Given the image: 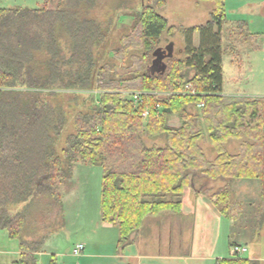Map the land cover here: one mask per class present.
Here are the masks:
<instances>
[{"label":"trees","instance_id":"16d2710c","mask_svg":"<svg viewBox=\"0 0 264 264\" xmlns=\"http://www.w3.org/2000/svg\"><path fill=\"white\" fill-rule=\"evenodd\" d=\"M53 1L40 8H0V229L20 240L19 262L37 264L45 237L24 239L25 213H12L10 205L42 195L61 204L60 185L71 179L79 161L104 169L102 218L119 227L120 244L129 243L148 216L183 212L181 195L198 175L226 181L213 204L234 220L241 211H236L232 183L259 180L261 226L264 95L224 94V55L234 57L237 42L260 45L261 37L250 33L244 20L226 26V0H203L215 4L211 20L183 28L185 55L171 54L162 63V35L179 29L157 11L164 0L150 1L116 49L117 59L130 58L138 65L122 74L96 61L94 49L105 34L100 21L82 10L96 0H59L51 8ZM61 31L69 38V55ZM195 32L200 34L198 46L193 45ZM67 90L86 94L91 105L77 111L75 130L64 137L68 118L43 93ZM92 90L100 93L98 99ZM138 91L142 95L136 100L132 93ZM175 113L180 126L169 123ZM206 136L217 153L212 160L200 144ZM145 138H162L164 145L149 146ZM230 140L240 141L236 153L227 147ZM49 264H57L55 258ZM217 264L260 263L234 252Z\"/></svg>","mask_w":264,"mask_h":264},{"label":"rangeland","instance_id":"374dc122","mask_svg":"<svg viewBox=\"0 0 264 264\" xmlns=\"http://www.w3.org/2000/svg\"><path fill=\"white\" fill-rule=\"evenodd\" d=\"M46 1L0 0V8H40ZM58 1L54 0L49 6L55 8ZM150 1L156 0H96L92 7L82 6L85 16L100 21L105 34L94 49L98 66L105 64L122 74L137 68V64H131L130 58L123 62L115 54L116 49L122 45L123 37L132 34L136 15ZM164 1L165 5L157 11L168 19L169 26H176L179 30L175 33L168 30L163 33L158 45L162 52L159 61L162 63L171 54L182 57L185 55L182 29L206 24L211 20V12L215 6L212 1L203 0ZM261 1L226 0V4L230 10L235 4L242 5L244 12H249L254 7L260 8ZM254 19L257 24L250 31L253 34L259 33L257 35L262 41L260 45L263 46L255 47L256 40H250L246 45L237 42L236 54L232 57L240 67L238 64H230V55L225 54L227 90L236 75V78L239 76L236 82L241 88L264 92V18ZM60 41L64 53L69 55V38L62 31ZM199 43L200 34L195 32L193 45L198 46ZM93 93L98 99L100 93L97 90ZM52 94L50 91L43 93L47 100L62 108L67 116L68 125L63 134L65 137L75 130L77 111H86L91 104L84 100L88 97L84 93L77 95L76 91L67 90ZM169 123L180 126V116L177 113L171 115ZM145 141L149 146L164 145L162 138H145ZM200 144L208 158L217 155L207 136ZM236 145L227 144V147L233 149ZM103 176L102 166L79 161L71 179L60 185L61 204L48 195H42L38 199L10 205L12 213H25L26 221L22 230L24 239L37 241L45 237V243L37 255V264H49L53 258L57 264H217L218 260L233 255L235 244L248 248V252H240L239 256L249 258L254 251L264 256V225L259 230L257 239H253L254 230L249 235L252 228H257V212L250 214L245 210L240 221H246V226L241 225L240 221L224 217L213 204V196L224 189L227 183L221 185L218 184V179H208L201 175L196 176L193 185L181 195L183 212L179 214L163 211L148 216L143 226L132 235L130 242L120 244L119 227L102 218ZM231 187L233 199L238 195L248 201L246 195L243 196L242 189L238 188L236 195L232 185ZM255 197L249 201L255 200ZM257 198V202L260 201V193ZM252 203L257 209L258 203ZM79 244L84 245V250L76 255L74 250ZM21 253L20 240L10 238L7 230L0 229V264H22L19 262ZM15 257H18L17 261H13Z\"/></svg>","mask_w":264,"mask_h":264},{"label":"crops","instance_id":"0c3cea01","mask_svg":"<svg viewBox=\"0 0 264 264\" xmlns=\"http://www.w3.org/2000/svg\"><path fill=\"white\" fill-rule=\"evenodd\" d=\"M255 4H257V1L255 2ZM232 6L231 10L228 9L227 4V21H226V26L231 24V23H235L236 21H241L244 20L247 22L248 24V29L250 31V28L254 27V24L256 23V20L253 18L255 17H262L264 18V0L261 1L260 4V8L258 7H254V9L249 10V12H244L245 10H243V6L242 5H235ZM259 5V4H258ZM251 33V31H250ZM253 34V33H252ZM259 33H256L255 35H257ZM224 40L226 41V37L224 36ZM259 46H263V45H259L257 44L255 47H259ZM229 54V53H227ZM230 55V64L236 66L238 63L236 61H234V58L232 57L231 54ZM225 56V55H224ZM242 61V60H241ZM238 66L240 67V65L238 64ZM237 66V67H238ZM237 78L239 79V76H237ZM236 75L235 78L233 79V83L230 84L229 89H226V85H225V68H224V94L226 95H247V96H257V95H264V92H255V91H251V90H246L244 88H241L240 86H238V83L236 82ZM237 79V80H238ZM231 142V143H230ZM237 144L233 149L229 148L230 152L236 153L238 151L239 145H240V141L239 140H230L227 144L232 145V144ZM232 147V146H231ZM215 158V157H214ZM214 158H209V159H214ZM218 184H226L225 180L222 179H218ZM235 193L237 192L238 188L243 190V196L246 195V200H244L243 197H238V193H236V201L239 202V207L236 210L238 212L241 211V214L239 215L238 219H236V221H240L243 218V215L245 213V210L248 211V213L253 214L255 212L258 211V207L259 204L261 202V182L259 180L256 179H238L235 180L232 184ZM260 193V201L257 202V197L259 196ZM256 196V197H255ZM252 197H255V200H250L249 199H253ZM242 198V200H241ZM258 203L257 209H255V207L253 206V203ZM241 225L246 226V221H240ZM264 225V223L259 226L257 224V228L256 229H251V231L249 232V235H252V231L254 230V234H253V239H257V234H259V230L261 229V227ZM237 245V244H235ZM246 252H248V248L246 250ZM254 254L251 255V257H245V256H241L242 258H248V259H252L255 261H258L260 264H264V256H262L259 252H252ZM258 253V254H257ZM18 257L13 258V261H17ZM131 264V263H130Z\"/></svg>","mask_w":264,"mask_h":264},{"label":"built area","instance_id":"2783aa9c","mask_svg":"<svg viewBox=\"0 0 264 264\" xmlns=\"http://www.w3.org/2000/svg\"><path fill=\"white\" fill-rule=\"evenodd\" d=\"M190 87H191V85L188 84V85H187V89L190 88ZM189 93L194 94V93H196V92H195L194 90H192V91H190ZM132 94H133V98H134V99L139 100L140 97H141V95H142V92H139V91H138V92H134V93H132ZM202 106H203V103H200V104H199V107H202ZM144 115L147 116V115H148V112H145ZM233 247H234V248H233V251H234L235 253H237L238 255H239L240 252H243V251H246V250H247V248H245V247H241L240 245H235V246H233ZM83 250H84V245H83V244H79V245L75 248L74 252H75L76 255H79Z\"/></svg>","mask_w":264,"mask_h":264}]
</instances>
